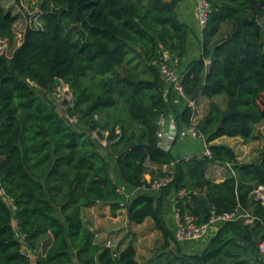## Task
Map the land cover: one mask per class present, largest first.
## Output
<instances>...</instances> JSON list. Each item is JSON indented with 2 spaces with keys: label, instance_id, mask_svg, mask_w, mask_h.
I'll return each instance as SVG.
<instances>
[{
  "label": "trees",
  "instance_id": "1",
  "mask_svg": "<svg viewBox=\"0 0 264 264\" xmlns=\"http://www.w3.org/2000/svg\"><path fill=\"white\" fill-rule=\"evenodd\" d=\"M56 1L59 7L43 8V28H29L11 58L0 54V264H32L24 246L37 248L45 235L36 264H140L132 242L123 249V241L116 249L96 243L82 210L104 203L117 217L124 206L113 168L137 188L153 165L173 170V182L126 205L129 222L152 218L163 235L148 264H264V204L250 197L264 187V153L240 162L234 148L212 144L222 136L250 141L264 121V0H209L203 54L183 72L185 94L201 85L199 96L210 100L198 129L212 160L177 159L157 145V118L172 110L157 63L165 50L181 60L191 32L178 17L180 0ZM15 22L0 1V39L14 38ZM224 23L229 33L215 40ZM134 58L147 77L129 67ZM58 78L74 97L68 117L32 85L50 90ZM221 94L225 106L215 100ZM190 116L187 107L185 125ZM210 161L230 163L235 173L217 182L207 176ZM171 191L182 217L190 213L205 223L240 207L257 218L226 222L204 249L188 253L165 218Z\"/></svg>",
  "mask_w": 264,
  "mask_h": 264
},
{
  "label": "crops",
  "instance_id": "2",
  "mask_svg": "<svg viewBox=\"0 0 264 264\" xmlns=\"http://www.w3.org/2000/svg\"><path fill=\"white\" fill-rule=\"evenodd\" d=\"M176 10L179 19L191 28V32L188 35L187 51L185 53V56L179 61L178 67L181 72H184L193 60L199 59L203 54V31H201L198 26L197 0H180ZM230 29V25L224 23L221 30L219 31L221 32L220 35H216L215 40H220L225 37L229 33ZM209 63L210 59L207 60V64ZM165 97L169 99L172 104V110L169 113V116L173 119L174 125L176 126L175 129L171 128L168 132L169 134L165 139V149L171 150L172 154L177 159L203 153L206 149V146L209 147L207 141L191 137H188L186 139L179 138L175 131L186 126L182 119V113L188 106V99H186L179 91L173 89L168 84H165ZM203 97L204 96H199L196 99L198 100V102H202ZM205 98L206 97H204V99ZM206 100L207 101H204L203 104L208 105L210 100ZM224 102H219V104L223 106ZM206 111L203 110V115ZM227 138L229 137L222 136L214 140L212 144H226L234 148L240 162H247L258 159L259 157H261V154L264 153V121H261L256 125L254 130V138L250 141L246 142L241 137H231L229 139ZM227 140H230L231 143L229 144ZM111 162L114 164V161ZM214 165L217 166L222 164L215 163ZM222 166H224L225 168L220 169L219 167H215V170L214 172H212V174L207 171V176L217 182L223 181L227 177V175L232 172V169H230L226 165ZM168 168V166L153 165L150 170L144 175V177L146 181H149L153 177L159 175L160 172L168 170ZM113 176L114 181L118 183V185L125 188L126 195L120 198V201L125 203L124 208L118 212V217H113V215H111L112 212L110 205L97 203L82 210L84 222L91 230L96 232V243L107 245L108 241H111L112 244L114 242L120 243L121 241H123L121 247L124 248L132 242L137 251V261L140 264H148V262L154 257L157 252L155 243L158 241L161 244L163 241V235L159 230L155 229V223L153 219L147 218L141 224H134L135 227L132 229V237L131 239H127V242L123 234L125 232V229L129 228L128 224H131V222H129L128 220L126 205L135 196L142 192H152L156 194L159 191L144 187H131L119 178L115 168H113ZM176 199L177 192L171 191L167 195L165 208V218L173 232L176 229L178 220ZM102 208H105L106 211H102L104 210ZM87 217H89V219H87ZM121 218H125L127 224H121ZM220 227L221 226H212L199 239L186 241L180 244L188 253H198L206 247L208 242L219 231ZM49 238V235L40 237L37 241L38 246L35 249H29L28 247L24 246V249L28 251V255L32 260V264H36L37 258L43 254L44 244Z\"/></svg>",
  "mask_w": 264,
  "mask_h": 264
},
{
  "label": "built area",
  "instance_id": "3",
  "mask_svg": "<svg viewBox=\"0 0 264 264\" xmlns=\"http://www.w3.org/2000/svg\"><path fill=\"white\" fill-rule=\"evenodd\" d=\"M198 6V26L201 31L207 27L209 22V16L211 12V5L209 0H197ZM179 59L176 55L165 50L160 57V61L157 63L158 70L165 81L166 84L171 86L173 89L179 91L186 99H188V108L191 110L190 124L186 125L181 129H177L176 134L179 138L186 139L188 137L206 140V136L198 129V123L203 116V109L198 100L192 96H187L184 92L183 85V72L179 70ZM173 119L165 113H160L157 118V145L160 148H165V139L168 136L169 130L175 129ZM201 158L208 157L210 160L214 158L212 150L206 146V149L203 153L199 154ZM219 163V161H214ZM220 164V163H219ZM150 165V163H147ZM230 169H232L233 174L235 173L232 165L227 163ZM114 177V176H113ZM175 174L173 170H166L163 174L153 177L149 181H146L142 186L144 188H150L154 190H161L165 187H168L174 180ZM263 190V189H262ZM120 197L126 195L125 188L123 186H118L117 189ZM259 197H264V191H260ZM187 194L186 189H181L178 192L179 197H183ZM264 199V198H263ZM122 206H125V203L120 201ZM264 204V203H263ZM178 211V210H177ZM257 217L250 211L238 208L232 213L216 214L213 213L208 222H200L198 216L193 214H186L182 217L178 212L177 226L174 230V237L179 243L186 241H193L199 239L203 236L209 228L212 226H222L228 221H237L243 219L245 223H252ZM107 246L112 247V242L108 241ZM26 254L28 251L23 249ZM260 251L264 254V236L260 242Z\"/></svg>",
  "mask_w": 264,
  "mask_h": 264
},
{
  "label": "rangeland",
  "instance_id": "4",
  "mask_svg": "<svg viewBox=\"0 0 264 264\" xmlns=\"http://www.w3.org/2000/svg\"><path fill=\"white\" fill-rule=\"evenodd\" d=\"M1 1V5L3 6V8L5 9V11H10L11 13H13L16 17V22L14 24V38L13 39H9V38H2L0 39V54L5 55L8 58H11L14 54V52L16 51V49L23 43L24 41V37L26 34V31L33 27V28H43L44 27V23L41 20V17L44 13V7L48 6L50 8H57L60 6V3H58L56 0H0ZM221 32H219L217 34V36L220 35ZM135 59V58H134ZM132 60L131 63H129V67L131 68H135L136 71L139 72V75H141L142 77H147V75L145 74V71L143 70V64H141L140 62H138L137 59ZM143 71V72H142ZM33 86H35L36 92L43 98H47V99H51L53 100L56 105L57 108L60 112V114L64 117H68L67 114V108H68V101L74 103V97L73 94L69 88V86L67 84L64 83V81L59 84L56 83L55 87L53 89L50 90H46V89H42L40 87H37L34 83H32ZM204 97L202 98V102H199L202 106V109L204 111H206V109L208 108L207 104H203L204 101H207ZM218 99V101H217ZM226 99V96L224 94L218 95L216 96L215 100L219 103V102H224ZM206 103V102H205ZM223 106H225V102L223 104ZM71 121H73L74 123L77 121L76 118L74 117L73 119H71ZM96 134L94 133V136ZM229 137V136H226ZM231 138V137H229ZM227 138V139H229ZM228 143L230 144L231 141L227 140ZM104 144H106L107 142L105 140L102 141ZM104 152V150H103ZM215 162L214 161H210L207 167V171L212 174V172H214L215 167H219L220 169L225 168L222 165H214ZM233 173V172H232ZM263 188H259L257 190V192H259V194L261 193L260 191H264L262 190ZM264 196V195H262ZM264 197H261L260 195V202L264 203ZM105 207V206H104ZM104 210L102 211H106L105 208H102ZM112 215V213H111ZM118 217V216H117ZM87 219H89V217H87ZM120 223H126V219L125 218H121L120 219ZM129 228L125 229L124 232V236L125 239H131L133 231L132 229L135 227L133 223L128 224ZM134 239V238H132ZM128 242V240H127ZM126 242V243H127ZM119 242H114L112 244V248L116 249L117 245ZM156 250L159 248V246L161 245L160 242H156ZM153 245V244H152ZM123 249V247H121Z\"/></svg>",
  "mask_w": 264,
  "mask_h": 264
},
{
  "label": "water",
  "instance_id": "5",
  "mask_svg": "<svg viewBox=\"0 0 264 264\" xmlns=\"http://www.w3.org/2000/svg\"><path fill=\"white\" fill-rule=\"evenodd\" d=\"M62 82H63V80L60 78H58L56 80V83L61 84ZM200 92H201V85L197 88V90L195 91V93L193 94L192 97L197 98L199 96ZM139 144L146 145V143L144 141H139ZM250 197H251L252 201H259L260 200L259 192H257V191L253 192ZM200 198L203 201H207V199L204 196H201Z\"/></svg>",
  "mask_w": 264,
  "mask_h": 264
}]
</instances>
